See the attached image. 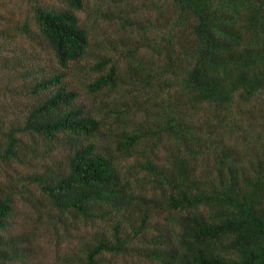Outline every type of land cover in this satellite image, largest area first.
Segmentation results:
<instances>
[{
  "label": "trees",
  "instance_id": "obj_1",
  "mask_svg": "<svg viewBox=\"0 0 264 264\" xmlns=\"http://www.w3.org/2000/svg\"><path fill=\"white\" fill-rule=\"evenodd\" d=\"M54 1L17 28L32 102L0 144V162L22 163L23 147L53 146L28 182L55 210L44 264H264V0H150L123 60L94 58L89 92L143 101L122 113L147 126L116 135L64 81L92 51L85 2ZM15 218L0 192V264H40Z\"/></svg>",
  "mask_w": 264,
  "mask_h": 264
},
{
  "label": "rangeland",
  "instance_id": "obj_2",
  "mask_svg": "<svg viewBox=\"0 0 264 264\" xmlns=\"http://www.w3.org/2000/svg\"><path fill=\"white\" fill-rule=\"evenodd\" d=\"M34 1L46 6L56 4L54 0H0V144L4 143V135L10 126L21 124L27 113V105L32 102L30 83L23 78L27 64L31 63V50L17 28L29 16ZM84 2V9L78 12V16L82 26L89 32L92 51L81 62V66L72 65L69 70H63L64 81L77 94V103L90 110L91 115L106 117L105 113L112 114L109 115L111 118L107 117V125L111 126L107 135H116L121 129L127 133L141 130L147 126L142 115L130 116L134 113H129L125 117L122 113L126 108L134 110L140 105L139 102H143L137 101L140 96L137 91L128 93V88L123 86L103 96L89 92L88 85L97 76V72L92 71L96 56L123 60L126 45L137 43V28L150 14V0ZM122 117L133 118L134 122L126 125ZM52 147L40 142L35 147V153L31 154L33 147L27 145L22 148L26 155L21 157V161L26 162H0V192L13 193L16 231L29 234L34 262L40 264L52 262L58 252L57 237L51 227L55 210L50 209L39 190L28 182L35 172L42 171V166L49 160L47 150ZM155 151L159 160H162L164 151L161 148ZM24 184L28 185L26 192L21 188Z\"/></svg>",
  "mask_w": 264,
  "mask_h": 264
}]
</instances>
